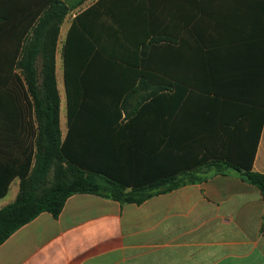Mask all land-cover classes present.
Returning <instances> with one entry per match:
<instances>
[{"label":"crops","instance_id":"0c3cea01","mask_svg":"<svg viewBox=\"0 0 264 264\" xmlns=\"http://www.w3.org/2000/svg\"><path fill=\"white\" fill-rule=\"evenodd\" d=\"M112 1L89 0L61 26L56 73L66 104L73 23L79 19L70 46L75 75L86 72L80 65L90 53L93 58L103 49L108 22L127 20L120 25L129 33L130 62L142 59L144 73L157 68L161 76L157 84L145 78L134 91L159 88L156 98L175 101L166 116L175 122L177 147L161 157V173L229 157L252 162L264 175V0H144L142 9L139 0ZM10 12L0 15V24ZM153 20L161 27L158 34ZM156 36L165 40L152 47ZM8 159L1 153L0 189ZM20 185L15 177L0 209L16 201ZM0 264H264V195L236 174L215 175L142 205L77 194L58 219L42 213L7 239Z\"/></svg>","mask_w":264,"mask_h":264},{"label":"trees","instance_id":"16d2710c","mask_svg":"<svg viewBox=\"0 0 264 264\" xmlns=\"http://www.w3.org/2000/svg\"><path fill=\"white\" fill-rule=\"evenodd\" d=\"M88 1L50 0L22 45L16 66L22 78L18 98L24 107L25 132L31 137V142L22 150L21 158L13 160L9 157L7 160L0 198L7 194L15 177L20 178L21 185L16 201L0 209V246L42 213H49L58 219L68 199L77 194L95 195L122 206L142 205L156 196L201 184L215 175L236 174L259 188L264 195V175L253 170L252 162L244 165L229 157L225 160L208 159L192 168H177L162 173L157 170L152 176L135 169L132 155L137 150L146 153L155 137L154 118L140 117L143 106L136 108L123 126L120 153L124 168L118 170L105 153V147L111 146L115 140L114 135L108 128H97V131L88 128L94 127V123L83 124L79 103L80 95L84 97V94H81L78 84L73 83L72 86L70 83L74 79V75L70 74V63H74L70 46L79 19L73 23L67 39V96L73 118L64 136L56 73L58 39L66 16ZM104 51L98 50L97 59H93L101 67L107 66L103 61ZM107 54L121 67H131L127 48L123 51L112 49ZM89 59L86 61L89 62ZM102 90L95 92L89 89L85 94L91 97L93 94L111 93L110 90ZM159 93V88H156L145 101L154 100ZM125 100L124 109L127 106ZM204 167L207 171H203Z\"/></svg>","mask_w":264,"mask_h":264},{"label":"rangeland","instance_id":"374dc122","mask_svg":"<svg viewBox=\"0 0 264 264\" xmlns=\"http://www.w3.org/2000/svg\"><path fill=\"white\" fill-rule=\"evenodd\" d=\"M143 1L144 0L137 1L141 2V9L143 7ZM48 2V0L41 3L30 1H0V15L11 11L8 20L2 23L3 25L0 24V157L2 153V158L5 153L9 157H12L13 160L20 158L22 150L31 142V137L25 132L24 107L18 98V87L20 86L22 78L16 66L22 45L31 35L33 26L36 24L40 14L47 7ZM112 2H116V0ZM120 2L130 4L134 2V0H120ZM171 2L173 1L165 0L163 1V5H168V3ZM156 3L158 4L159 2L152 1V6L154 4L156 5ZM92 8H89L87 12L94 10L95 7L93 6ZM140 19L142 22L143 17H140ZM117 21H109V27L106 26L103 32L104 34H101V36L103 35L102 44L106 54L103 56V61L107 66L101 67L97 64V61L93 60L95 58L97 59V54L92 58V54L90 53L89 62L83 60L86 65H80L81 67H85L86 72L82 74H72L74 75V79L73 81L71 80L70 83L72 86L73 83L78 84L81 94L83 93L85 97L80 95L79 103V112L82 111V113H80V119L84 122L83 124L90 125L94 123V127L88 128L96 131L100 128H108L112 136L114 135L115 140L111 143V146L105 147V153L108 155V160L111 161L112 164L118 166V170L124 168V160L120 153V144L122 140L120 138L124 131V124L128 122L134 110L142 106L140 117L149 119L147 115H150L151 112L156 114L154 118L155 127L153 129L155 136L154 140L150 143L146 153L143 154L137 150L132 155V164L134 168L144 174L148 173L152 176L159 170L161 171V157L163 154L173 153L177 147L174 143L175 122L172 117L169 118L166 116L167 112L169 113V105L173 106L175 101H172L171 104H167L164 100L160 101L158 97L152 101L146 102L145 100L149 98L151 94L148 92L143 93L141 90L142 87H140V92H132V90L142 83L145 78L157 84L161 81V76L157 68H151V72H148L147 69V73H144L143 69H146L147 66L146 62L144 64L142 59L138 64L134 65L130 63L131 67L128 69L121 67L119 63L109 59L110 57L107 53H110V50L123 51L124 48H127V46L124 47V44L127 45L129 33L125 25L122 27L120 25V23H127V20ZM159 29H161L160 25L153 20L152 30L158 34ZM164 40L165 39L158 36L153 37L150 46L159 45L161 41L163 42ZM152 67H154V65ZM165 79L166 77L162 78V80ZM107 81L109 82L108 84L105 83ZM61 83V127L65 134L69 131L70 122L73 117L70 113L68 96L66 104L63 82ZM89 89L95 92L106 89L108 91L110 90L111 93H109V95L93 94L90 97L85 94ZM124 100L127 102L125 109L123 107ZM164 170L165 169H163V171Z\"/></svg>","mask_w":264,"mask_h":264}]
</instances>
